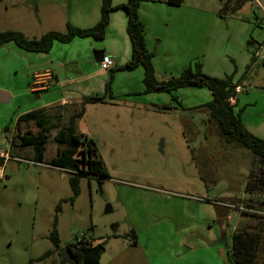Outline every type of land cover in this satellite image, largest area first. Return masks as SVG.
<instances>
[{"label":"rangeland","instance_id":"1","mask_svg":"<svg viewBox=\"0 0 264 264\" xmlns=\"http://www.w3.org/2000/svg\"><path fill=\"white\" fill-rule=\"evenodd\" d=\"M96 1L101 2L87 0V4L92 7ZM194 1L206 11L202 14L204 23L212 19L222 29L221 39L229 38L228 25L231 33L252 32L255 47L264 46V0H242L240 6L238 0ZM86 8L80 0H0V30L13 28L31 38H40L50 30L65 32L67 24ZM148 29L151 36V23ZM207 31L209 26L202 25L200 57L188 67L203 64L205 50L215 46L211 43L206 47ZM169 35V42L179 39L176 30ZM107 41L80 38L69 44L56 42L46 54L25 52L13 43L0 46V90L11 95L9 102L0 103V149L9 150L10 155L7 161L0 160V264H27L50 251L34 264H63L60 250L81 239L103 248L100 264H232L233 250L224 240V213L229 209L218 203L220 188L222 194L233 193L234 200L228 202L240 215L236 231L259 237L256 264H264V181L257 190L246 191L248 181L258 183L264 175V165L249 150L226 144L217 126L205 122V111L194 120L192 113H185L184 118L182 111L165 114L144 105L132 110L124 106L90 110L85 120L77 122V130L96 142L111 178L98 182L82 177L75 202L63 203L56 212L59 202L72 197L73 190L72 173L54 159L61 151L53 137L68 125L69 115L78 109L82 98L105 94L113 72L101 69L92 74L97 64L83 62L84 66H78V61H88L85 54L102 51L101 45ZM164 45L159 47L166 48ZM187 49L177 46L174 54L158 60L165 63L168 58L184 56L186 65ZM262 51L264 54V48ZM261 66L259 75L251 74L250 85L239 97L240 107L248 100L254 102L249 113L264 105ZM49 69L56 71L60 84L36 99L30 83L35 73ZM200 89L208 91H183L196 93ZM51 96H63L75 105L49 109L59 117L58 128L51 131L46 156L37 163L31 147L21 146L17 138L15 143L9 140L14 137L17 118L39 108ZM21 127L32 135L38 133L33 125ZM249 202L255 208L247 206ZM107 205L112 207L110 214L105 213ZM56 214L58 250L49 239Z\"/></svg>","mask_w":264,"mask_h":264},{"label":"trees","instance_id":"2","mask_svg":"<svg viewBox=\"0 0 264 264\" xmlns=\"http://www.w3.org/2000/svg\"><path fill=\"white\" fill-rule=\"evenodd\" d=\"M147 1L153 0H128L126 3L118 6L113 5V0H102L101 18L94 27L89 29H80L68 23L65 32L52 30L40 38H29L18 30L0 31V46L13 43L25 52L46 54L52 50L56 42L68 44L78 38L105 39L110 25V15L114 10L124 9L128 16L127 33L132 46L131 60L123 66L114 67L112 69L111 80L106 84L105 94L102 96L85 97L78 106V109L76 108L69 115L68 125L60 128L53 137L54 143L58 146V150L61 151V154H58L54 159L59 167L66 168L72 173L70 184L73 190L72 197L59 202L56 207L57 213L61 211L63 203L70 202L73 204L75 202L80 193L79 180L82 177L94 178L98 182L111 178L96 142L86 134L79 133L76 129V124L83 118L87 104L103 103L107 98H113L112 81L113 75L117 72H131L142 67L144 69V94H169L172 97V102L178 103L182 108L183 106L175 95L177 91L187 88H206L211 92L212 100L202 106L207 115L205 122L208 124L213 123V125L217 126L219 134L226 144L236 145L249 150L255 159L259 161V164L264 165V140L253 135L243 124L240 112L235 111L238 93L236 89L240 86L241 81L234 83L233 75L224 78L210 76L203 71L202 65L198 62L185 69L178 77L166 81H159L157 79L153 64L154 54L147 48L145 27L139 17L140 6L143 2ZM184 1L166 0L165 2L169 5L180 6ZM238 1L240 4L242 3V0ZM253 60L255 61V57ZM163 108L171 109L172 106L164 105ZM49 109H34L20 115L15 123L14 137L11 139L12 143H15L14 138H17L20 140L21 146L31 147L34 151L33 159L37 163H39L42 157L46 156V141L48 136L53 129L58 128L59 117L49 111ZM22 124L26 125V127L33 125L38 128V133L32 135L29 130H23ZM83 165H85V168ZM252 174H255V171ZM261 181H264V175L260 177L258 183L248 181L246 191L253 192L257 190ZM247 206L255 208V205L250 202L247 203ZM58 222L59 218L56 214L54 226L49 235V239L55 250L60 249L61 246L60 235L57 229ZM134 240L136 243V235H134ZM79 241L84 243L87 239ZM75 242H78V240ZM258 244L259 237L257 235L246 231L242 232L241 230L236 231L233 234L232 244L234 264H256ZM87 250L83 249L82 253L79 252L74 255L77 264H82ZM50 252H46L37 260H30L27 264H34L35 261L45 259Z\"/></svg>","mask_w":264,"mask_h":264},{"label":"crops","instance_id":"3","mask_svg":"<svg viewBox=\"0 0 264 264\" xmlns=\"http://www.w3.org/2000/svg\"><path fill=\"white\" fill-rule=\"evenodd\" d=\"M127 1L128 0H113V5L118 6L126 3ZM165 1L166 0H153L143 2L139 10L140 20L145 27L147 48L151 53L154 54L153 64L157 79L159 81H166L180 76V74L184 71L183 69L188 67L192 60L200 57L202 47V25H208L209 31L205 33L204 41L206 43V47L211 43H215V46L210 48L207 47L205 50V53H207L205 56V61L203 64L200 63L203 67V71L210 76L218 78H224L226 76L233 75L234 83L241 81L239 86L240 92H238V95L236 96L237 106L235 111L240 112L242 122L246 128L256 137L264 140V105H262V108H260L258 112L249 113L250 107L254 104V102H250V100H248V102L243 107H240L239 104V97L244 95L245 89H247L246 85H250L251 74L257 72L259 75V70L262 67L261 65H264V54L262 51L264 46L259 44V47H255L256 40L253 38L252 32L246 30L242 33H231L228 25L225 30L228 32L229 38L221 39L223 37L221 34L222 29H220L219 25L212 19L210 20L209 24L204 23L206 19L202 17V14L206 13V11L200 4H195L194 0H185L180 6L169 5ZM80 3H82L83 6H87V8L83 11H79V14H77L78 16H75L70 24L80 29H89L94 27L101 18L102 0L100 3L96 1L92 7L91 5L87 4V0H80ZM240 5L242 4H239V6ZM163 12H166L165 14L167 16L164 17L162 14ZM147 13H150L152 16H147ZM127 19L128 16L124 9L114 10L110 15V25L106 35L108 41L107 43L101 45L103 50L100 52L95 50L94 55L86 53L85 57L88 55V61L79 60L78 66H84L85 64L83 62L89 64L93 62L97 64L98 68H92L91 73L96 75L99 74V70L101 69L99 61L97 62L96 59L100 58V53L111 56L115 67L123 66L128 61H130L132 58V46L127 33ZM150 23L152 25L151 36L148 29V25H150ZM172 26H174V28ZM6 30L15 29L7 28L0 31ZM172 30H176L177 33H179V39L177 41L169 42V34L172 32ZM23 33L25 34V32ZM78 39H74L72 42ZM163 42H165L166 48H163V46L159 47V45ZM219 42V46H216ZM177 46H180L181 49L183 46L188 48L187 56L189 62L186 65L184 56L177 60L168 58L165 60V63L159 62L158 59L161 56L174 54L173 51L176 50ZM171 47L174 50H172ZM97 48H99V45ZM219 49H221V52H219ZM257 54H259V56H256ZM89 56L92 57V61L89 59ZM254 57L255 61L253 60ZM47 71H50L53 75V80L51 81L52 89L46 91L47 94H50L60 84L59 76L56 71L50 69L44 70L35 73L34 76L36 74L46 73ZM143 78L144 69L142 67H139L131 72L115 73L113 75L112 84L113 98H107L103 103L87 104L85 106V112L82 120H85L88 117L89 111L95 109L97 106H101L103 109H116L124 106L129 110H132L138 105H144L149 109H154L165 114L170 111L178 114L182 111L184 118L186 117L185 113H188L189 115L192 113L195 120L200 112L205 111L202 106L212 100V94L210 91L200 89V91H195L196 93H192L183 91L185 89H181L177 91L175 95L178 97V101L183 106L182 108L178 103L172 102V97L169 94H144L145 87ZM116 83L117 85H115ZM247 94L249 96L250 93L247 92ZM10 98L11 95L9 94V100ZM39 98H41V96L36 95V99ZM84 98L81 99L80 103ZM73 104L75 105V103H73L70 99L63 96H60L59 98L57 96H51L39 108H51L57 105L69 107V105ZM164 105H171L172 108H163ZM39 108H33L29 111ZM29 111L25 112L27 113ZM103 115L104 113L100 114V116ZM194 120L190 122L193 123ZM77 126L78 125L76 124V129ZM9 141H11V139ZM222 192L223 189L220 188L221 194L218 197L219 199L217 198L218 203L225 204L226 208L229 209L224 213V220L227 225V230L224 232V240H227L229 246L232 247L233 234L236 232V228L238 227L237 223L240 220V215L238 211H233L230 209L233 207V203H229L228 201L234 200L232 191L229 193L225 192V194H222ZM232 264L234 263L232 262Z\"/></svg>","mask_w":264,"mask_h":264},{"label":"built area","instance_id":"4","mask_svg":"<svg viewBox=\"0 0 264 264\" xmlns=\"http://www.w3.org/2000/svg\"><path fill=\"white\" fill-rule=\"evenodd\" d=\"M256 56H259V54H257ZM99 65L100 69L102 70H112L115 67L112 57L108 55L103 56V59L99 63ZM52 80L53 75L50 71H47L43 74H36L30 83L31 92L33 94L40 95L41 93L48 91L51 87ZM236 91L240 92V88L238 87ZM0 158L4 161H7L8 159H10L9 152L6 149H0Z\"/></svg>","mask_w":264,"mask_h":264},{"label":"water","instance_id":"5","mask_svg":"<svg viewBox=\"0 0 264 264\" xmlns=\"http://www.w3.org/2000/svg\"><path fill=\"white\" fill-rule=\"evenodd\" d=\"M104 56V53H100V58L96 59V61L99 63L102 61ZM38 96V95H37ZM9 100V94L7 92L1 91L0 90V103H7ZM101 186V184H100ZM105 213L106 214H110L112 213V207L110 205H107L106 209H105ZM114 231H116V229L114 228ZM103 250L102 247H95L92 249H89L84 256L83 262L82 264H100V255H101V251ZM62 259V263H70V264H76L74 258L70 257L69 254L67 253V250H63L62 254H61Z\"/></svg>","mask_w":264,"mask_h":264},{"label":"flooded vegetation","instance_id":"6","mask_svg":"<svg viewBox=\"0 0 264 264\" xmlns=\"http://www.w3.org/2000/svg\"><path fill=\"white\" fill-rule=\"evenodd\" d=\"M9 152V150H7ZM83 167L85 168V165H83ZM94 179V178H93ZM86 242V243H85ZM84 243L82 241H79L78 242H73V243H70L67 247H64L62 248V250H60L59 254H60V260L62 262V257H61V254L63 252V250H67V253L69 254V256L72 258H74V255L79 253V252H83V249H92V248H95V245L93 244V242H89L88 240L85 241ZM90 243V245H88ZM90 246V247H89ZM87 250V251H88ZM86 251V252H87ZM76 264H77V261L76 259L74 258ZM68 263V262H67Z\"/></svg>","mask_w":264,"mask_h":264}]
</instances>
